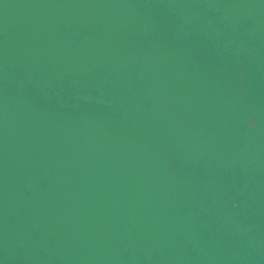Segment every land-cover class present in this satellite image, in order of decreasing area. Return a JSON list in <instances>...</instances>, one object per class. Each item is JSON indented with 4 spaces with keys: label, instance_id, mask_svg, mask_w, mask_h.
Masks as SVG:
<instances>
[{
    "label": "water",
    "instance_id": "water-1",
    "mask_svg": "<svg viewBox=\"0 0 264 264\" xmlns=\"http://www.w3.org/2000/svg\"><path fill=\"white\" fill-rule=\"evenodd\" d=\"M0 264H264V0H0Z\"/></svg>",
    "mask_w": 264,
    "mask_h": 264
}]
</instances>
